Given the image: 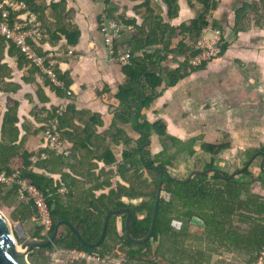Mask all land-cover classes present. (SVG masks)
<instances>
[{
    "label": "trees",
    "instance_id": "1",
    "mask_svg": "<svg viewBox=\"0 0 264 264\" xmlns=\"http://www.w3.org/2000/svg\"><path fill=\"white\" fill-rule=\"evenodd\" d=\"M2 1L4 0H0V2ZM14 1L24 3L27 12L36 14L38 20L42 23L43 32L49 34L52 39L59 40L61 36H65L71 45L78 43L81 32L76 28L63 25L68 16L67 0H62L60 3L51 1L49 5L47 4L48 0ZM130 1L138 2L135 8H143L144 14L141 24H137L135 19L123 21L126 26H133L139 35V38H133L129 45V62L122 64L126 82L117 95V99L120 101L117 118L124 123L131 122L135 131L140 135L134 147H130L132 143L130 138L123 137L124 145L129 148L127 147L123 152V161L118 163V173L128 185L118 184L116 188L110 189L108 193H103L99 198H95L96 192L94 193V191L112 186V183L107 181L96 185L91 190L90 196L93 198L86 207L73 208L69 204L66 205L62 200L61 189L64 185H67L66 181L71 177L65 172V169L70 165L74 151L79 146H84L85 143H91L92 137L97 131L96 124L102 126V121H100L99 116L95 115L93 122L87 123L82 129L76 123V121H82V114L76 110L74 105H69L61 114L58 113L59 108H51L47 111L45 117L44 132L48 129L49 122L57 118L58 130L62 139L73 142V149L69 151V155L66 157L52 151L46 142V145L38 154V161L34 163L32 154L23 149L22 143L18 146L15 145L19 135L17 126L18 103L12 102L8 105L0 140V175L3 174L6 177L15 179L13 183L14 191L9 194L18 195L19 185L17 180H23L35 186L44 195L52 220L51 231L48 237H45L47 239L53 235L59 221L67 220L76 224V228L81 231L82 236L88 242H95L102 233L107 213L112 210L129 208L132 213L131 235L135 239L142 240L148 234L151 226L158 189L156 170H167L166 166L171 162L159 159L165 149L157 154L156 158H153L150 149L152 136L157 135L162 140H168L175 147L180 145L177 148L179 153L187 152L190 156L196 154L193 148L196 143L195 140L184 143L171 136L168 134L166 124L163 121L150 122L147 119L146 112L162 96L163 90L160 89L164 83L165 87H172L187 75V68L195 70L204 67L207 63L203 62L198 66H191L189 60L199 54V51L194 49V44L198 40L202 29L208 26V15L217 9L219 0H187L190 6L197 3L200 8L188 23L181 22L178 26L165 22L160 9L158 8L159 10L156 11L153 7L155 0ZM240 1L242 2L241 6L234 4L233 31L247 30L252 25L251 20L255 17V25L263 26L264 0ZM161 2L166 6L168 20L177 16L179 10L178 0H161ZM105 4V13L107 17L112 18L114 10L110 9V1L106 0ZM48 9H51L53 14L54 22L52 25L47 21L46 12ZM15 18L16 14H13L12 20ZM102 20L103 18L101 23ZM225 24V21L220 19H213L211 22L212 27H218L219 29H224ZM0 40L8 42L11 47H16L14 43L4 38ZM173 40H177L176 45H173ZM187 40L194 43L193 46L188 45ZM30 43L39 55L45 56L35 43ZM227 45L228 43L223 39L220 52L214 59L221 57ZM19 52L35 71L42 73L46 84L57 95L62 98H72V79L69 73H61L53 65V60L47 59L46 66H54L56 76L62 83V85H55L20 50ZM172 54L185 56L182 66L176 69L163 67L162 63ZM118 132L122 135L125 134L121 130H118ZM114 143L119 144L120 141L118 142L115 139ZM201 149L214 158L226 151L228 146L226 144H203ZM258 152L264 154V148H261ZM43 154H47L48 157L41 159ZM100 159L105 160L107 165L117 163V159L110 149L106 150ZM13 160L19 162L17 170L10 166ZM214 166L215 160L212 159L207 169H214ZM109 174L115 173L111 172ZM145 174H148V177ZM56 175H61V180H56ZM161 175L163 178L162 193H167L169 199L161 196L155 231L148 243L135 246L125 236L123 237L126 242L125 246L128 248L124 247L122 250L130 259L131 257L150 258L152 256L151 242L160 241L162 242L159 248L160 252L165 249L167 243H171L172 249H181L179 253L182 256L187 255L186 258L191 260L193 258L191 256L192 250H195L193 245L207 242L219 249L246 254L250 256V264L256 263L258 255L264 252V198L253 192V185L258 182L263 185L264 173H260L259 177H255L247 169L238 178L235 177L230 182L214 174L212 177L197 176L190 183H183V179L171 180L163 173ZM223 175L225 178L229 177L225 173ZM152 178L153 180H151ZM108 180H111V177ZM5 186L4 183H0V199L4 200L7 199L2 197V190ZM135 198H142L143 201L137 206L127 205L128 199ZM37 212L38 209L34 202L24 199L20 203V209L15 213L14 218L17 221L24 222ZM194 220H199L203 224V228L192 226ZM176 224L181 225V230L179 229L178 232L175 231ZM41 230V228L38 229L32 237L42 239ZM69 234H71V231L65 225L60 226L57 236L59 247L89 250L74 234H71L72 236H69ZM114 237H119L116 228V216L111 218L107 228V239L113 240ZM186 245H188V249L184 250ZM133 248H138V251L133 250ZM172 249L166 250L162 255L160 254V257L165 259L166 254H172L174 251ZM110 251L112 250L105 249L100 252V255L104 257L106 254H110ZM197 254L200 258L204 256L202 252Z\"/></svg>",
    "mask_w": 264,
    "mask_h": 264
},
{
    "label": "crops",
    "instance_id": "2",
    "mask_svg": "<svg viewBox=\"0 0 264 264\" xmlns=\"http://www.w3.org/2000/svg\"><path fill=\"white\" fill-rule=\"evenodd\" d=\"M51 1L60 3L62 0H48L47 4ZM67 1L68 16L63 25L81 32L78 43L71 45L65 36L56 40L46 34L36 46L45 55H54L50 59L61 73L70 74L72 98L57 95L46 84L42 73L35 71L16 47L0 40V140L8 105L12 102L18 103L19 135L15 145L22 143L23 149L32 154L34 163L46 145L45 117L51 108L65 110L74 105L82 114V121H76L82 129L93 122L95 115L99 116L103 125L96 124L97 131L91 143L79 146L70 160L71 168L69 165L65 169L71 178L61 189L62 199H67L64 203L75 208L87 206L96 185L112 183L111 187L94 191L95 198L118 184L128 185L118 173V163L123 161L127 148L120 151L121 154L119 150L124 146V136L135 144L140 135L131 122L124 123L116 116L120 106L117 95L126 82L122 64L117 61L124 44L117 41L112 51L105 43L101 19L106 14V0ZM111 1L119 8H115V12L127 17L138 5L130 0ZM178 5L177 16L168 20L165 4L161 0L153 2L155 10L160 9L165 22L173 26L188 23L199 9V4L190 6L187 0H178ZM46 17L52 25L51 9L47 10ZM133 38L131 36L125 43L128 50ZM226 42L227 48L220 58L207 62L202 68H187V75L172 87H165L164 83L160 89L162 96L146 116L150 122L163 121L168 134L184 143L195 140L193 148L196 153L201 152L203 161L213 159L220 167H236V171L249 164V173L259 177L264 173L262 153L258 152L264 148V25L252 24ZM176 44L177 40H173V45ZM184 59V55L172 54L162 66L176 69L182 66ZM115 139L120 143H114ZM65 142L67 149L72 150L73 142ZM203 144H226L228 149L212 158L201 149ZM108 149L116 157V164L107 165L100 159ZM160 152L152 149L153 155ZM15 161L10 164L12 168ZM111 172L115 174L110 175ZM55 179L61 180V175H56ZM253 189L256 195L264 198V183L254 184Z\"/></svg>",
    "mask_w": 264,
    "mask_h": 264
},
{
    "label": "rangeland",
    "instance_id": "3",
    "mask_svg": "<svg viewBox=\"0 0 264 264\" xmlns=\"http://www.w3.org/2000/svg\"><path fill=\"white\" fill-rule=\"evenodd\" d=\"M110 1V9L114 10L115 8H118L117 5L115 4L114 1ZM247 2H250L252 0H245ZM237 4L238 6L242 5V2L240 0H219V5L218 8L214 11H212L209 15H208V22L211 23L213 21V19H220V20H224L225 21V27L224 29H220L221 33H222V38L225 41H228L229 39H231V37H233L234 35H236V32L233 31L234 28V15H235V9H232L233 4ZM200 8V6H199ZM119 9V8H118ZM116 10V9H115ZM113 13L112 18L107 17V14L104 15V17L107 20L110 21H115L121 31H120V38L117 40L119 41L120 45L124 44L121 46V51L122 52H118L120 55L121 53H125L128 50V48L126 47V41L128 39H130L131 36L137 37L139 38V35L136 31V29H134L133 26L129 25L126 26L123 21H130L131 19H135L136 22L138 24H141L142 22V18H143V14H144V9L143 8H134L129 14V16L127 17L126 14H122L121 12L117 11ZM252 18H254L251 15ZM252 24H255L256 22V17L254 19L251 20ZM247 22V21H246ZM248 23V22H247ZM102 26V23H101ZM207 28V27H205ZM212 29L208 28L206 31V36L207 38H213L214 34H213V30L219 29L218 27H212ZM127 31V32H126ZM204 34V33H203ZM47 36V35H46ZM188 45L193 46L194 43L190 42L189 40L186 41ZM196 44V43H195ZM194 44V46H195ZM195 49V48H194ZM118 57V56H117ZM192 60V59H191ZM189 60V63L190 61ZM118 62H120L117 59ZM121 63V62H120ZM122 64V63H121ZM189 142V141H188ZM186 142V143H188ZM132 146L134 147L135 144L132 142L131 143ZM130 145V147H132ZM180 146V145H178ZM178 146H173L171 144L170 141L168 140H162L160 139L157 135H154L152 138V142L150 145V149H154V151H163L165 149V152H163V154L159 157V159L161 161H171L169 165H167L166 169L168 171V173L179 180H184L186 179L190 173L194 170L200 169L202 171L208 170L207 167L209 164H211V161H202V163H199V158L202 157L201 152L200 153H196L194 156H190L187 152L184 153H179L177 152V148ZM128 146L124 145L122 148H120V151H123L127 148ZM129 148V147H128ZM121 154V152H120ZM153 158H156V155H153ZM216 170L220 171L221 173H225L226 175L230 176L232 174H234L236 172V167H220L219 164L215 163L214 166ZM19 168V162L15 161L13 164V169L17 170ZM146 177H148V174H145ZM213 174L208 175V177H212ZM237 178L239 177L236 176ZM153 180V178L151 179ZM3 183V182H0ZM5 188L2 190V197H6L7 199H0V212L4 215V217L8 220L9 224L11 225V228L13 230V234L17 239V243L20 244L23 243L24 239H20L15 231V227L17 225H21L23 227V230L26 232V234L28 235V237H32L34 235V233L38 230V229H42L41 233L46 231V221H44V218L40 217L39 212H37L33 217L28 218L27 220H25L24 222L21 221H17L14 218L15 213L18 212V210L20 209V203L22 202V198L20 196V194L14 196L12 194H9L11 192L14 191V185L13 183L11 184H5ZM254 190V189H253ZM162 196L166 199H169V195L165 192L162 193ZM66 198V197H63ZM64 202H67V199H62ZM128 202L127 205H131V206H137L139 205L143 200L142 198H136L134 199L133 202L127 200ZM67 205V203H65ZM143 216V215H142ZM140 216V217H142ZM116 228L119 234V237H122L121 232H119L118 228H120V222H121V217H119L118 219H116ZM192 226L194 227H199V228H203V224L199 221V220H194L192 222ZM181 225L180 224H176V228L175 231L178 232L181 229ZM180 229V230H179ZM118 237V238H119ZM162 242L160 241H152L151 242V252H152V256L150 258H144V261L138 262V263H134L132 261H128L125 258V253L123 250H119V252L116 251H110L108 255L113 256V262L114 264H250V256L246 255V254H238L237 252H229L225 249H219L217 246H212L209 245L207 242H203V243H196L194 244L193 248H195V250H192L191 256L193 257L191 260L187 259L186 256H182L181 253H179V250L181 249H172L171 248V243H167V245H165V249L162 250V252L159 251V248L161 246ZM188 245H186V248H184V250H187ZM172 249L174 250L172 252L171 255L166 254L165 259H162L160 257V254L162 255L163 252H165L166 250ZM133 250L138 251V248H133ZM53 254L52 256H48L45 260V258H43L41 256V253H39L37 250H35V252L31 255H28L26 257V261L28 264H64V262L66 260L63 259V257L61 256V254L63 253V250H58V249H53ZM146 252V251H145ZM144 252V253H145ZM191 252V251H190ZM198 252H202V254L204 255L203 258H200V256L197 254ZM72 260V259H71ZM112 260V259H110ZM91 261V260H90ZM254 264H264V252L259 254L257 257V261Z\"/></svg>",
    "mask_w": 264,
    "mask_h": 264
},
{
    "label": "built area",
    "instance_id": "4",
    "mask_svg": "<svg viewBox=\"0 0 264 264\" xmlns=\"http://www.w3.org/2000/svg\"><path fill=\"white\" fill-rule=\"evenodd\" d=\"M13 14H16L14 20H12ZM206 27L207 28L202 29L194 46L195 50L199 51V54L192 58L189 63L191 66H198L203 62H209L216 58L220 52V47L223 43L220 29L213 30V38H207L206 31L208 28L212 29L211 23ZM120 31L121 29L115 21H110L103 17L102 33L105 37L106 45L112 51H114L116 42L120 38ZM1 38L14 43L25 57L38 67L55 85H62L56 76L54 64L52 66H46V60L52 58L54 55L49 54L41 56L30 43H41L46 38V34L43 32L42 23L38 20L37 15L27 12V7L24 3H19L14 0H5L0 3V39ZM117 59L122 64H127L130 59V51L121 53L118 55ZM63 111L64 109L61 108L58 113L61 114ZM58 125L57 118L49 122V127L44 132L46 142L52 151L68 156L69 150L66 147L65 140L61 137ZM47 157V154H43L41 159H46ZM0 182L11 184L15 182V179L13 177H6L2 174L0 175ZM17 183L19 185V194L21 198L23 200L27 199L33 201L38 209L40 217L44 218V221H46V231L41 233V235L42 237H48L52 228V220L44 195L35 186L26 181L17 180ZM79 257L90 261V257H85L82 254H80Z\"/></svg>",
    "mask_w": 264,
    "mask_h": 264
},
{
    "label": "water",
    "instance_id": "5",
    "mask_svg": "<svg viewBox=\"0 0 264 264\" xmlns=\"http://www.w3.org/2000/svg\"><path fill=\"white\" fill-rule=\"evenodd\" d=\"M260 156L262 157L263 163H264V155L262 154ZM198 160H199V163H202L203 161L201 158H199ZM248 167H249V164H247L241 170L236 171L234 174L230 175L228 178H225L223 173H221L220 171L216 169H208L205 171L197 169V170L192 171L186 179L182 180V182L190 183L197 176H208L210 174H213V175L215 174L219 176L221 179L227 180L228 182H230L233 178H235L238 175H241L244 171H246ZM162 173L168 176V178L171 180H177L176 178L172 177L168 173L167 170H164V169L156 170V174L158 177V189H157L156 199H155V203L153 207L151 226H150V230L148 234L142 240L135 239L132 237L131 231H130L132 213L129 208H123L120 210H112L107 213V215L105 216V222H104V227H103L101 237L96 244H88L85 240L82 239L79 231L74 227L73 224H71L69 221L63 220L57 223L53 235L50 236V239L47 241L40 239V238L28 237L26 232L23 230V227L20 224L17 225L15 227V231L20 239H24L23 243H21L19 246V244L17 243V239L13 234L11 225L9 224L8 220L4 217V215L0 212V264H28L26 261V257L30 255L31 253H33L35 250L39 248L47 247L51 245L52 243H54L55 240L57 239L59 228L60 226H63V225L68 226L71 229V231L76 235V237L79 240H82L85 245L89 247H96L99 244H101L102 241L105 239L110 217L113 215H120L124 212L127 213V220L125 224V233H126L127 239L131 243L135 244V246H141V245L148 243L152 239V236L155 231L157 213H158L160 199L162 196V186H163V178L161 175Z\"/></svg>",
    "mask_w": 264,
    "mask_h": 264
},
{
    "label": "flooded vegetation",
    "instance_id": "6",
    "mask_svg": "<svg viewBox=\"0 0 264 264\" xmlns=\"http://www.w3.org/2000/svg\"><path fill=\"white\" fill-rule=\"evenodd\" d=\"M113 216H116V219H118L119 217H121V222H120V228H118V230H119V232H121V236L122 237H114L115 239H111V240H108L107 239V231H106V235H105V239L102 241V243L101 244H99L98 246H96V247H89V246H87V245H85L84 243H83V241L82 240H80L81 241V243L87 248V249H89L88 251H86V250H79L78 248H75V249H67V248H61V247H59L58 245H57V239L55 240V242L54 243H52L51 245H49V246H47V247H44V248H39V249H37V251L39 252V253H41V256L43 257V258H47L49 255L50 256H52V255H54L53 254V249H58V250H63V253L61 254V256L63 257V259L64 260H66L65 262H64V264H114V262H113V259H114V257L113 256H110V255H108V254H106L104 257H102L101 255H100V252L101 251H103V250H105V249H110V250H113V251H116V252H119V250H122L124 247H126L125 245H126V242H125V240H124V236L126 237V233H125V224H126V220H127V213L126 212H124V213H122V214H120V215H113ZM113 216H111L110 217V219H109V221L111 220V218H113ZM125 220V221H124ZM67 221V220H66ZM117 221V220H116ZM70 222V221H69ZM71 223V222H70ZM71 224H73L74 225V227L76 228V224H74V223H71ZM66 226V225H65ZM70 231H71V229L68 227V226H66ZM77 229V228H76ZM78 230V229H77ZM79 231V230H78ZM103 231V230H102ZM118 232V231H117ZM79 233H80V235H81V237H82V239L83 240H85L88 244H96L98 241H99V239H100V237H101V234H100V236L98 237V239L95 241V242H88L87 240H86V238H84L83 236H82V233H81V231H79ZM86 233V232H85ZM71 234H74L72 231H71ZM71 234H69V236H72ZM75 235V234H74ZM42 236V235H41ZM76 236V235H75ZM127 238V237H126ZM43 240H45V241H47V240H49L50 239V237L47 239V238H45V237H43L42 238ZM78 239V238H77ZM79 240V239H78ZM126 248H128V247H126ZM35 252V251H34ZM33 252V253H34ZM33 253H31V254H33ZM30 254V255H31ZM80 254H82V255H84L85 257H90V260L91 261H87V260H84V259H82V258H80L79 257V255ZM125 258H126V260H128V261H132V262H134V263H138V262H141V261H144V258H138V257H131V259H130V257L129 256H127L126 254H125ZM72 259V260H71ZM110 259H112V260H110Z\"/></svg>",
    "mask_w": 264,
    "mask_h": 264
},
{
    "label": "bare ground",
    "instance_id": "7",
    "mask_svg": "<svg viewBox=\"0 0 264 264\" xmlns=\"http://www.w3.org/2000/svg\"><path fill=\"white\" fill-rule=\"evenodd\" d=\"M19 249H20V247H19Z\"/></svg>",
    "mask_w": 264,
    "mask_h": 264
}]
</instances>
